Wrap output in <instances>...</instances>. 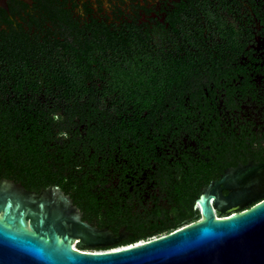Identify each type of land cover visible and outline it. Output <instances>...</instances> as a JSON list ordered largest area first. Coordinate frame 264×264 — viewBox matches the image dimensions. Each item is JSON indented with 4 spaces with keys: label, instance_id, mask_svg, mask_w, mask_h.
<instances>
[{
    "label": "flooded vegetation",
    "instance_id": "flooded-vegetation-1",
    "mask_svg": "<svg viewBox=\"0 0 264 264\" xmlns=\"http://www.w3.org/2000/svg\"><path fill=\"white\" fill-rule=\"evenodd\" d=\"M8 1L6 44L30 48L5 85L79 88L37 95L31 127L2 132L16 227L101 253L264 200V0Z\"/></svg>",
    "mask_w": 264,
    "mask_h": 264
},
{
    "label": "water",
    "instance_id": "water-1",
    "mask_svg": "<svg viewBox=\"0 0 264 264\" xmlns=\"http://www.w3.org/2000/svg\"><path fill=\"white\" fill-rule=\"evenodd\" d=\"M28 2V0H22ZM0 8L8 11L7 0ZM0 264H264V200L226 219L215 220L206 207L204 219L184 229L141 245L119 250L76 252L48 237L19 227L0 208Z\"/></svg>",
    "mask_w": 264,
    "mask_h": 264
},
{
    "label": "trees",
    "instance_id": "trees-1",
    "mask_svg": "<svg viewBox=\"0 0 264 264\" xmlns=\"http://www.w3.org/2000/svg\"><path fill=\"white\" fill-rule=\"evenodd\" d=\"M8 4L10 10L12 12L15 11L13 4H16V0H9ZM3 13L4 12L2 11L0 12V14ZM4 24L6 29L1 28L0 23V139L4 129L23 128V130H26L27 128L31 127L32 117L29 114H26V112L23 111V108L25 107V104L29 102V100L37 99V95L39 99H55L53 98V93L60 91L61 97H63V94L65 93L64 91L67 90L70 91V99L77 100L76 97L79 92L78 87L68 89L56 86L47 87V85H43L38 81H33L34 85H28L29 82H27V80H23L22 85L11 86L10 88L5 85V72L7 69L11 70V62L6 60V58L9 56L15 58L25 54L26 52H29L28 48H30V46L23 43L24 40L22 39V42L19 41V44H16L18 42L16 38H11V41L15 44L7 45L6 34L16 32V30L8 21H5ZM19 28L21 29V27ZM10 48L20 49V51L10 52L8 51ZM43 70L46 71L48 75L50 74L49 69L47 70L44 67ZM11 74L15 76L17 73L13 72ZM56 74L57 72L53 73L52 75L55 76ZM7 96L9 99H7Z\"/></svg>",
    "mask_w": 264,
    "mask_h": 264
},
{
    "label": "built area",
    "instance_id": "built-area-1",
    "mask_svg": "<svg viewBox=\"0 0 264 264\" xmlns=\"http://www.w3.org/2000/svg\"><path fill=\"white\" fill-rule=\"evenodd\" d=\"M117 250H119V249H117Z\"/></svg>",
    "mask_w": 264,
    "mask_h": 264
}]
</instances>
